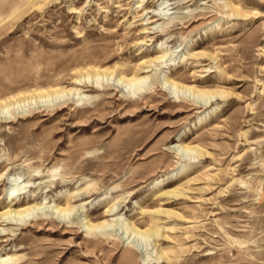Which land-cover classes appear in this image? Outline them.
<instances>
[{
    "label": "rangeland",
    "instance_id": "374dc122",
    "mask_svg": "<svg viewBox=\"0 0 264 264\" xmlns=\"http://www.w3.org/2000/svg\"><path fill=\"white\" fill-rule=\"evenodd\" d=\"M0 18V259L264 264V0H0ZM160 42L171 60L140 69Z\"/></svg>",
    "mask_w": 264,
    "mask_h": 264
},
{
    "label": "bare ground",
    "instance_id": "6f19581e",
    "mask_svg": "<svg viewBox=\"0 0 264 264\" xmlns=\"http://www.w3.org/2000/svg\"><path fill=\"white\" fill-rule=\"evenodd\" d=\"M164 5V2H161V3H159L158 4V6L159 7H161V6H163ZM165 7L163 6V7H161L160 8V12L157 14V15H159V16H164V15H167V14H165ZM0 20H1V18H0ZM162 25H160V24H157V25H153V29L155 30V31H157V29H159V31H162ZM216 27H218V24H216ZM156 49H157V54L153 57V58H151V59H142L140 62H139V64L142 66V67H140V69H147L148 67H153V66H155V64L153 63V62H162V63H164L166 60H171L170 59V56H171V54L173 53V51H172V48L168 45V44H166L165 42L163 43V42H160V43H158L157 45H156V47H155ZM181 57H183V55H181ZM144 66H146V67H144ZM150 77H151V75H148V76H146V77H140V78H137V77H132V79H125L126 80V82H127V85L128 86H130V87H132L133 85H135V84H139V83H144V82H147L149 79H150ZM164 81L165 82H167L168 81V79H167V77H166V75H164ZM124 77L123 76H121V80L123 79ZM170 84H171V86L173 87V88H175V89H178V88H180V89H182L183 91L185 90H187V91H190V92H193V89H194V86H183V85H177L175 82H170ZM174 90V89H173ZM37 91H40V90H38V89H34V92H37ZM174 93H175V91H174ZM197 94H199V92H196ZM38 97H40V96H38ZM208 99H210V97H208ZM203 105H205V103H202ZM184 168H185V166H182L181 167V169L179 170V171H177L174 175H178L181 171H183L184 170ZM55 169H52V171H54ZM19 179V177H17V179H13V181H17ZM11 192L13 191L12 189L10 190ZM13 200H12V195L10 194L9 196H8V201H7V203L8 204H10L11 202H12ZM54 210L56 211V212H59V213H69V212H72V211H75V210H77L76 209V207H70L66 202H64L62 205H59V204H55L54 205ZM8 214H13L14 216H17V217H20V218H22V217H25V216H28L29 215V213H28V211H27V209L26 208H23V207H19V208H17V209H10L9 208V206H8V208L7 209H5L2 213H1V216H3L5 219H7L8 218ZM11 216V215H10ZM104 224H106V223H104ZM100 225H102V224H100ZM86 226L87 227H97L98 225H90V224H88V223H86ZM155 229H151L150 231H149V233L148 234H150V235H153V234H155ZM12 258L13 257H11V256H4V257H1V259H0V264H10L11 263V260H12Z\"/></svg>",
    "mask_w": 264,
    "mask_h": 264
}]
</instances>
